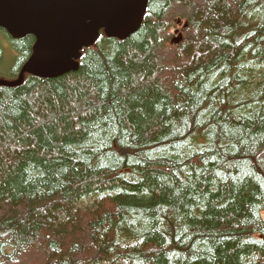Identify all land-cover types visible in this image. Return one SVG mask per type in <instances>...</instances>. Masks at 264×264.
I'll use <instances>...</instances> for the list:
<instances>
[{"label": "trees", "instance_id": "1", "mask_svg": "<svg viewBox=\"0 0 264 264\" xmlns=\"http://www.w3.org/2000/svg\"><path fill=\"white\" fill-rule=\"evenodd\" d=\"M33 44L0 29V79ZM263 212L264 0H149L0 88V264H264Z\"/></svg>", "mask_w": 264, "mask_h": 264}, {"label": "water", "instance_id": "2", "mask_svg": "<svg viewBox=\"0 0 264 264\" xmlns=\"http://www.w3.org/2000/svg\"><path fill=\"white\" fill-rule=\"evenodd\" d=\"M149 0H0V29L12 39L34 38L32 54L16 80H0V88L23 84L24 75L56 79L79 68L81 52L96 43L101 31L124 41L140 27ZM182 35L174 37L178 44Z\"/></svg>", "mask_w": 264, "mask_h": 264}, {"label": "rangeland", "instance_id": "3", "mask_svg": "<svg viewBox=\"0 0 264 264\" xmlns=\"http://www.w3.org/2000/svg\"><path fill=\"white\" fill-rule=\"evenodd\" d=\"M193 1L195 2L197 0H193ZM6 50H7V53L8 52L12 53V56H7L5 54L3 62L0 63V74L5 76V78H9L11 76V69H12V65H13L12 60L14 59V57H13L14 54L11 50H9L7 45H6ZM262 216L264 218V212L262 213Z\"/></svg>", "mask_w": 264, "mask_h": 264}, {"label": "bare ground", "instance_id": "4", "mask_svg": "<svg viewBox=\"0 0 264 264\" xmlns=\"http://www.w3.org/2000/svg\"><path fill=\"white\" fill-rule=\"evenodd\" d=\"M132 35H133V34H132ZM132 35H131V36H132ZM172 40H173V39H172ZM172 40H171V42H172ZM172 44H176V43L172 42ZM5 81H10V80H5Z\"/></svg>", "mask_w": 264, "mask_h": 264}]
</instances>
